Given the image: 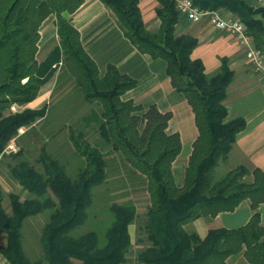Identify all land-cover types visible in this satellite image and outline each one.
<instances>
[{"label":"trees","instance_id":"obj_1","mask_svg":"<svg viewBox=\"0 0 264 264\" xmlns=\"http://www.w3.org/2000/svg\"><path fill=\"white\" fill-rule=\"evenodd\" d=\"M115 16L125 37L142 53L167 62V74L175 93L173 100L185 98L193 109L199 136L184 171L183 184L177 183L173 164L181 153L180 135L167 132L171 112H161L154 103L125 101L123 93L136 81L114 65L101 71L87 54L78 30L66 14L75 13L82 0H0V158L19 136L45 117L47 107L24 108L39 98L41 90L63 65L75 81L85 101L98 104L82 118L89 127L95 124L100 143H92L86 133L73 127L70 142L83 167L72 177L64 166L43 151L42 174L27 161L12 168V175L33 194L22 200L10 195L11 212L3 207L0 193V231L6 246H0L10 264H124L132 248L129 227L137 218L132 202L114 204V220L104 239L96 231L80 237L71 232L81 226L92 204L93 190L108 177L103 147L118 153L131 169L144 178L150 197L148 224L149 247L136 258L139 264H228L243 255L246 264H264V227L260 207L264 204V172L245 167L213 178L214 170L228 158L237 136L246 129L243 118L227 121L224 104L226 90L233 78L226 59L220 72L212 77L202 62L191 59L199 41L177 35L182 15L174 1L160 0L158 32L146 29L139 0H100ZM203 11L229 12L257 36L262 23L255 19L264 9H254L243 0H193ZM51 15L57 18L59 45L43 62L38 60L40 27ZM236 19V18H235ZM17 156V155H16ZM253 179L247 180L248 176ZM249 201L253 216L237 229L210 230L204 239L186 226L201 218H215L233 212ZM49 211V222L42 235L44 257L31 262L22 245V229L28 218Z\"/></svg>","mask_w":264,"mask_h":264},{"label":"crops","instance_id":"obj_2","mask_svg":"<svg viewBox=\"0 0 264 264\" xmlns=\"http://www.w3.org/2000/svg\"><path fill=\"white\" fill-rule=\"evenodd\" d=\"M82 1L81 7L73 14H66V17L80 33L85 51L101 71L109 65H114L122 74L136 81L135 88L123 93V100L137 104L154 103L161 112L172 113L167 132L171 135H180L182 143L181 153L173 168L175 173H184L199 130L188 101L183 97L175 100L172 98L175 90L167 74V62L142 54L125 37L112 11L100 0ZM243 1L256 10L264 9V5L257 0ZM139 7L146 29L158 32L161 27V20L157 14L160 0H139ZM223 13L227 17H233L229 12ZM255 19L262 25L257 36L251 35L253 46L264 56V15L258 14ZM176 33L179 36H192L199 41L191 53V59L203 63L208 77L218 74L223 66V60L226 59L227 66L233 73L224 102L228 110L227 121L243 118L246 122V129L237 136L227 164L230 165V169L245 165L251 170L260 169L264 172V79L247 61L245 47L241 46L233 35L217 30L207 19L193 24L182 16ZM59 42L57 18L51 15L40 27L38 60L43 62ZM38 99L32 103L36 104ZM259 211L264 227V204ZM252 216L250 202L244 201L233 212H223L212 219L201 217L187 225L186 229L204 239L210 230L241 228L248 224ZM131 228L132 225L129 227L132 238ZM124 264L139 263L134 261ZM228 264L239 263L231 258Z\"/></svg>","mask_w":264,"mask_h":264},{"label":"rangeland","instance_id":"obj_3","mask_svg":"<svg viewBox=\"0 0 264 264\" xmlns=\"http://www.w3.org/2000/svg\"><path fill=\"white\" fill-rule=\"evenodd\" d=\"M29 106L35 110L46 106L47 111L45 117L37 120L31 127L21 128L24 132H19V136L11 141L16 145L15 150L9 151L0 158V193L3 207L7 213L11 212V194L19 195L22 200L34 197L14 178L12 175L13 167L27 161L37 171L44 174L45 168L40 159L43 151H47L52 158L64 166L70 176L75 177L83 165L70 142V128L82 130L92 143L96 144L101 141L95 124L86 127L82 122L83 117L89 115L92 110L100 111L101 107L98 104L85 101L83 95L78 92L75 81L63 65L57 68L55 76L44 85L36 104L32 103L24 107L14 106L12 112L30 108ZM103 151L108 163L107 180L103 185L93 190L92 204L87 211L86 220L72 231L71 235L80 237L90 231H96L103 240L106 231L111 227L114 220L111 206L132 202L137 209V218L131 228L132 248L128 257L129 262L132 263L136 261L138 254L150 245L147 241L146 231L150 197L144 178L134 172L124 162L120 154L112 153L107 147H103ZM227 159L222 160L214 170L213 178L215 180L222 178L229 171L238 167H245L250 172L253 171L245 165L230 169ZM176 179L181 186L184 173H176ZM252 179V175L247 177V180L251 181ZM49 216L50 212L46 211L38 216L28 218L21 231L25 256L33 263L44 257L42 235L49 222ZM6 242V234L0 231V244L6 246ZM234 259L239 264H246L243 255ZM73 261V264L80 263L76 260Z\"/></svg>","mask_w":264,"mask_h":264},{"label":"built area","instance_id":"obj_4","mask_svg":"<svg viewBox=\"0 0 264 264\" xmlns=\"http://www.w3.org/2000/svg\"><path fill=\"white\" fill-rule=\"evenodd\" d=\"M172 1H174L175 6L180 14L191 23L198 24L204 19H207L209 23L217 30L225 31L233 35L239 44L245 47L247 61L253 65L255 71L264 79V56L259 50L254 48L253 39L243 23L233 17H227L223 12L220 11H203L195 5L193 0ZM257 2L264 5V0H257ZM19 132L23 133L24 130L20 129ZM15 148L16 145L11 143L7 147L6 151H14ZM0 264H10L1 249Z\"/></svg>","mask_w":264,"mask_h":264}]
</instances>
